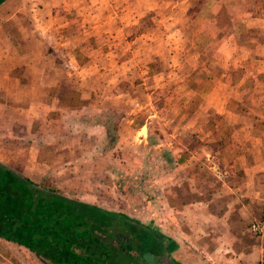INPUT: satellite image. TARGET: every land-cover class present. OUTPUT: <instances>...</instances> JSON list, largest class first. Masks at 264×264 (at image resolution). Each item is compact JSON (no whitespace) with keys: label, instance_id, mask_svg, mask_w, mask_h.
<instances>
[{"label":"crops","instance_id":"crops-1","mask_svg":"<svg viewBox=\"0 0 264 264\" xmlns=\"http://www.w3.org/2000/svg\"><path fill=\"white\" fill-rule=\"evenodd\" d=\"M169 33L192 42L167 48ZM158 43L177 49L163 67L175 70L192 100L177 111L176 199L170 207L173 189L167 188L162 207L169 258L176 264L264 263V238L249 231L264 208V0H0V148L28 142L22 162L40 173L31 176L23 165L28 179L51 173L57 160L55 170L66 171L69 152L45 158L44 143L80 139L62 135L54 121L71 115L76 100L124 97L119 93L127 82H120L154 63ZM162 71L161 78L143 79L150 95L166 85L170 76ZM135 105L108 113L117 115L114 126L123 115L132 133L145 136L146 121L131 128ZM186 133L192 142H184ZM0 152L10 162L9 152ZM26 260L38 264L24 248L0 239V264Z\"/></svg>","mask_w":264,"mask_h":264},{"label":"rangeland","instance_id":"rangeland-1","mask_svg":"<svg viewBox=\"0 0 264 264\" xmlns=\"http://www.w3.org/2000/svg\"><path fill=\"white\" fill-rule=\"evenodd\" d=\"M175 22L177 21H172L174 24ZM188 24V22H185V25ZM177 25L182 27V29L184 28L181 23H177ZM159 37L158 35H153V40L159 39ZM164 40H166L167 48H180L184 46L181 41L184 40L185 43L189 41L188 43H190L192 42V36L187 37L186 35L180 36L177 33H169L168 36H163ZM176 50L166 51L164 47L160 49L159 43L154 44V50L152 51L154 63H151L150 67L147 68L138 67L133 73L125 76V79L120 82H127L126 86L124 85L123 92L120 89L123 85L116 90L117 92L121 90L119 95L122 94L124 96L121 99H101L97 97L86 101L76 100L72 104L76 108H74L71 115H62L63 117L59 119L50 116L51 120L57 119L52 126L58 125L60 122V133L62 135L67 133L70 136L69 133H71L72 137L79 138L80 141L55 142L56 139H50L51 142H45L43 151L45 158L60 149H65L69 152L66 156H69L71 160L65 159L66 162H64L68 165V168L66 171L55 170V167L60 166L61 163L57 160L51 173L31 177L32 179L30 180L35 183L41 182L43 185H49L56 189L57 191H55L58 194L73 200L96 206L105 211L123 214L138 226L148 229V233L159 234L165 239L161 229L162 207L164 206L163 203L166 204L167 194L165 192L168 191L167 188L173 189L171 191L172 195H169L170 207L171 198L176 199L175 188L177 187L178 177L176 142H182L177 131V111L179 107L187 110L192 103V100L189 99L191 93L186 88L185 90L179 88L182 82L176 79L175 70L172 67H163L164 58L168 57L167 54L171 56L172 53L177 52ZM173 58L175 59L176 55ZM138 59L141 60L139 64L144 62L143 56H139ZM163 69L167 70V75L170 77L165 86H159L150 95V92L146 90L147 88L145 89L143 79L149 76L161 78ZM112 91H110V94H113L114 91ZM126 98H131L132 103L124 102ZM97 99L101 101L98 102L96 101ZM135 102L136 116L131 128H135V126L146 121L147 131L145 136L140 130L132 133L128 129V119H124L125 116L123 115L118 118L120 125L118 127L114 126L113 121L117 119V115L113 118L112 113H108V110L113 107L120 110L131 108ZM183 104L185 107L182 106ZM99 105L102 110H105L104 115H96V110L100 108ZM58 120L59 122H57ZM37 123H33L32 126ZM70 127L72 128L70 129ZM47 133L49 134L50 132L47 131ZM135 133L136 139L133 138ZM185 135L184 142H192V135L189 136L190 133ZM53 137L56 138L55 136ZM27 144L28 142H12L8 147L0 148L3 152L4 150L8 151L10 155V162H7L4 154L0 152V158L4 159L3 162L0 161V164L23 177L25 175L21 174L19 170L23 165L30 167L28 171L31 172V176L40 174L34 167L31 168L30 163L24 162L25 164H23L22 162V160L24 161L21 157L24 153H22V149ZM44 176L45 179H39ZM163 197H165V202ZM68 212L74 216V218H69L70 228L84 227L85 229L90 228L93 230L88 225L89 222L85 216L78 218L71 209ZM62 219L63 217H61L60 228L65 225V221ZM107 219L111 224L108 223L106 226H101L100 236L97 237L99 241H102V244L109 241L111 238L110 234L113 230H116L115 228L118 225L113 218ZM48 231H52V229L49 227ZM139 233L140 239H144L145 232ZM47 237H49L47 240L51 241L52 251L57 253L58 250L55 244L53 245L55 242L51 233ZM11 244L17 246L13 243ZM165 244V242L160 241L147 244L148 249L156 255L153 258V262L172 264V259L169 258L171 252L168 253L169 255L162 254L161 249H163ZM172 248L170 244V251H172ZM163 250L165 251V249ZM111 260L113 264H143L139 257L132 258L130 262H127L124 257L118 256L116 252L112 255ZM24 264L31 263L26 260ZM32 264L35 263L33 262Z\"/></svg>","mask_w":264,"mask_h":264},{"label":"trees","instance_id":"trees-1","mask_svg":"<svg viewBox=\"0 0 264 264\" xmlns=\"http://www.w3.org/2000/svg\"><path fill=\"white\" fill-rule=\"evenodd\" d=\"M55 190L41 182H32L0 164V239L23 247L40 264H113L111 259L115 252L127 262L139 257L143 264H158L153 262L156 255L147 244L166 243L162 236L148 233V229L138 226L123 214L73 200ZM70 209L78 218L85 216L93 230L70 228L69 218H74L68 212ZM61 217L65 225L60 228ZM107 218H113L118 225L110 234L109 241L102 244L97 237L101 226L111 224ZM49 227L52 231H48ZM142 231L146 234L144 239H140L139 232ZM50 233L57 253L52 251L51 241L47 240ZM163 249L162 254H168L170 244L166 243Z\"/></svg>","mask_w":264,"mask_h":264},{"label":"built area","instance_id":"built-area-1","mask_svg":"<svg viewBox=\"0 0 264 264\" xmlns=\"http://www.w3.org/2000/svg\"><path fill=\"white\" fill-rule=\"evenodd\" d=\"M249 231L258 238H264V208L261 216L254 219L249 225ZM257 264H264L262 261H258Z\"/></svg>","mask_w":264,"mask_h":264}]
</instances>
